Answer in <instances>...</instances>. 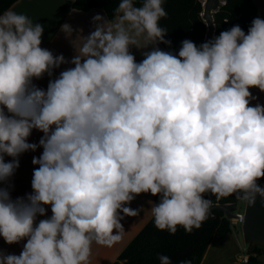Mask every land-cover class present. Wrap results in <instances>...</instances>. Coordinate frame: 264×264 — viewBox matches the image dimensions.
<instances>
[{"label": "clouds", "instance_id": "obj_1", "mask_svg": "<svg viewBox=\"0 0 264 264\" xmlns=\"http://www.w3.org/2000/svg\"><path fill=\"white\" fill-rule=\"evenodd\" d=\"M164 3L118 0L114 18L95 15L86 37L62 25L71 61L41 46L42 24L0 13V237L26 241L19 255L0 249V264H90L93 243L120 241L121 221L144 210L127 206L142 194L159 197L149 201L154 225L173 235L202 226L207 197L264 199V104L253 106L250 91L264 93V19L199 47L184 40L176 54L158 47H171ZM133 47L152 50L137 62ZM68 63L46 90L33 83ZM33 130L44 134L33 192L13 200L3 185L19 156L37 150ZM46 206L52 215L37 224Z\"/></svg>", "mask_w": 264, "mask_h": 264}, {"label": "trees", "instance_id": "obj_2", "mask_svg": "<svg viewBox=\"0 0 264 264\" xmlns=\"http://www.w3.org/2000/svg\"><path fill=\"white\" fill-rule=\"evenodd\" d=\"M17 0H0V13L11 8ZM139 6V4H137ZM74 9L88 12L92 9H102L109 20L114 18V10L118 0H75ZM167 17L161 19L160 26L167 30L166 40L171 41V47L162 44L166 51L178 54L181 43L191 40L198 47L204 43L207 27L202 18L203 3L201 0H165L163 5ZM258 17V12L251 0H228L227 6H221L214 15L215 37L223 31L239 25L248 31L252 20ZM264 184V180L259 181ZM214 203H238L233 196L216 200L214 196L207 197ZM159 197H155L158 201ZM231 233V221L221 211H213L199 229L191 233L182 227L173 235L161 231L154 225L152 219L138 236L121 253L114 264H160L159 256L166 255L172 264L182 260H191L192 264H202L203 258L215 237L225 239ZM254 248L252 254L259 257L263 254ZM257 257H250V264H259Z\"/></svg>", "mask_w": 264, "mask_h": 264}, {"label": "crops", "instance_id": "obj_3", "mask_svg": "<svg viewBox=\"0 0 264 264\" xmlns=\"http://www.w3.org/2000/svg\"><path fill=\"white\" fill-rule=\"evenodd\" d=\"M74 2L75 0H19V2H16L11 8L17 13L26 14L34 23H40L44 26L45 30L41 45L43 48L50 50L56 56L62 54L66 60L71 61L73 56L76 55V50L70 42V39L67 38L63 32H61L62 25L69 24L72 26L74 33H79L86 37L94 30L95 25L93 24V18L95 15L99 14L106 20H109L106 13L102 9L95 8L88 12H73ZM251 2L258 12V17L264 19V0H251ZM80 30H82V32H80ZM245 33H247V31H245ZM72 39H75V34ZM143 45L144 41L141 39V46L143 47ZM158 47L161 50L166 51L162 44H159ZM151 50V47L144 50H140L135 47L130 49L137 62L142 61L144 58L143 51ZM69 67H73V65L70 63L64 64L60 68L54 70L52 77L45 74L42 79H34L33 83L37 87L46 90L50 79L58 77L61 71L66 70ZM250 91L254 97L258 98L252 101L253 106L256 103L264 104V93H261L258 89H250ZM43 135L44 134L38 130L32 131L28 142L37 144V150L28 151L19 156V168L16 169L11 179L3 185V187L8 188L13 200L18 197L26 198L28 194L33 192L31 181L33 171L38 166L34 165L32 160L34 157L38 158L43 152V149L39 147V141ZM12 159V157L5 156V162H11ZM155 197L156 196H152L151 194H142L137 196L130 205H127L134 210H139L141 208L144 210L140 211L138 216H125V218L121 221L124 228V235L120 241L115 242L110 246L93 243L91 248L90 264H114L118 261L121 253L153 219L149 211L151 207L149 201H155ZM46 210L47 216H37V224L40 220L46 219L52 215L50 207L46 206ZM121 215H123V213H121ZM229 235L227 237H229ZM216 238L217 237H215L211 242L203 258L202 264H205L208 260V255L212 250L211 248L213 247V243ZM24 243H26V241H22L20 244L8 245L3 238L0 237V249L8 254L19 255L22 251ZM210 264L245 263L241 258L236 259L232 257L227 261H213L210 262ZM259 264H264V262H260Z\"/></svg>", "mask_w": 264, "mask_h": 264}, {"label": "water", "instance_id": "obj_4", "mask_svg": "<svg viewBox=\"0 0 264 264\" xmlns=\"http://www.w3.org/2000/svg\"><path fill=\"white\" fill-rule=\"evenodd\" d=\"M201 1L203 3L202 18L207 27L204 42H207L215 37L214 15L222 5L220 0ZM261 186H264V184H261ZM238 209V203H214L209 216L217 210L223 212L229 220H238L243 217L242 235L244 242L246 244L254 242L264 244V199L257 198L254 204H245L243 211Z\"/></svg>", "mask_w": 264, "mask_h": 264}, {"label": "rangeland", "instance_id": "obj_5", "mask_svg": "<svg viewBox=\"0 0 264 264\" xmlns=\"http://www.w3.org/2000/svg\"><path fill=\"white\" fill-rule=\"evenodd\" d=\"M239 204V211H243L245 204L241 201L238 202ZM234 231L231 230L229 237L226 239H219L216 238L213 243L212 250L208 255V260L205 264H210V262H221L227 261L230 258H241L244 255H249V257H257L253 252L254 248H258L260 251L264 252V244L263 243H251L246 244L243 240L242 235V225L241 224H233ZM259 262H264V253L257 257Z\"/></svg>", "mask_w": 264, "mask_h": 264}, {"label": "built area", "instance_id": "obj_6", "mask_svg": "<svg viewBox=\"0 0 264 264\" xmlns=\"http://www.w3.org/2000/svg\"><path fill=\"white\" fill-rule=\"evenodd\" d=\"M231 221V230H233L234 231V227H233V224L235 223V224H241L242 225V223H243V217H241L240 219H238V220H230ZM244 257H248V260H247V263H249V255L247 254V255H244L243 257H242V261L245 263V261H244Z\"/></svg>", "mask_w": 264, "mask_h": 264}]
</instances>
